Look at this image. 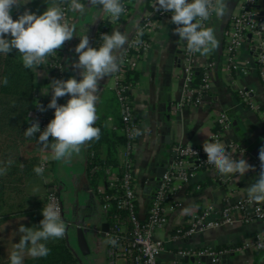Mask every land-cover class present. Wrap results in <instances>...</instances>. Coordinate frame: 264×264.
<instances>
[{"label": "crops", "instance_id": "crops-1", "mask_svg": "<svg viewBox=\"0 0 264 264\" xmlns=\"http://www.w3.org/2000/svg\"><path fill=\"white\" fill-rule=\"evenodd\" d=\"M61 1L49 0L47 5L45 0H28L27 3L14 6L12 16L17 18L25 9L40 14L47 6L60 4ZM127 1L129 14L110 26L107 32L110 34L119 29L128 33L130 39L132 32L141 24L150 9L148 0ZM240 1L224 0L226 15L221 17L213 13L202 25L213 29L219 47L206 54L195 53V70H198L196 74L202 75L208 71L211 83L201 105H179L184 86L181 47L185 40L174 31L177 25L171 22V14L159 19L149 30L150 48L138 60V78L133 87L132 98L139 130L134 151V173L138 196L137 209L141 217L148 214L156 195L157 179L162 168L171 160L174 145L205 143L216 128V118L221 113H226L229 121L224 141L232 142L237 147L233 156H242L253 166L239 178L233 174H220L213 165L195 171L193 180L175 195L182 205L169 213L167 225L156 231V237L163 241V249L158 257L160 264H264V247L256 249L251 244L256 235L264 230V221L244 222L243 212L240 210L233 212V222L230 224L200 231L194 235L186 233L190 220L204 206L213 204L219 210L247 195L249 186L256 182L260 172L255 164L261 160L254 152L259 154L264 146V80L259 73L256 53L252 47L253 40L247 41L238 52L236 65L230 62L224 45V31L231 16L240 11ZM67 2L69 5L70 0ZM82 2L87 3V0ZM70 13L75 35L61 46L66 51L63 57L64 79L70 76L80 79V69L72 64V61L78 58L74 49L79 42V36L87 34L89 45L95 47L97 31L109 15L97 17L95 6H90L84 15L71 10ZM126 45L115 50L119 68ZM12 52L21 57L17 50L13 49ZM34 69L39 86L38 93L49 97V82L52 79L50 68L43 63L34 66ZM117 73L118 71L99 80L96 109L97 117L108 114L109 130L120 134L121 108L114 93ZM47 92L49 93L45 94ZM244 92L246 94H243ZM69 98V94H65L58 103H66ZM48 110L53 118L54 109ZM52 139L54 138L50 136V144ZM87 143L88 141L80 146L79 152H73L70 157L61 160L52 158L49 146L45 157L50 162L51 173L63 202L65 234L70 246L82 260V264H106V249L110 238L107 233L101 234V227L107 221L101 200L87 174ZM38 151L40 152V148ZM122 152L123 147L120 149L121 162ZM26 188L29 193L46 198L48 187L44 174L29 177L26 180ZM165 204L167 205L168 201ZM78 209L85 211L97 228L96 234L90 235L89 238L92 248L89 256L82 254L76 231L70 229L66 232L73 213ZM39 214L42 212L27 210L0 217V261L9 258L15 243L23 235L19 231L21 225L34 229L39 227ZM247 243L249 246L245 247ZM202 247H213L223 252L216 262L207 256L191 254ZM184 252L189 254H183ZM25 256H28L27 252ZM117 264L129 262L120 258Z\"/></svg>", "mask_w": 264, "mask_h": 264}, {"label": "built area", "instance_id": "built-area-1", "mask_svg": "<svg viewBox=\"0 0 264 264\" xmlns=\"http://www.w3.org/2000/svg\"><path fill=\"white\" fill-rule=\"evenodd\" d=\"M217 0H214L216 2ZM257 0H241L240 11L231 16L229 23L224 31V45L229 60L233 65L237 64L236 57L244 44L253 40L252 47L255 50L259 73L264 80V14L261 13L264 7L260 5L255 7ZM126 11L121 14L118 20H112L110 16L103 22L102 27L97 31L94 45L99 46L102 43V34L107 32L110 26L118 22L122 17L127 16L130 12L128 1L122 2ZM66 13L65 18L71 23V13L67 0H62L59 4ZM150 10L144 15L141 24L132 32L130 39L123 52L120 68L116 74V95L121 108L122 132L125 135L126 142L123 145L122 164L124 169L121 173L113 171L111 167L106 169L108 188L119 187L121 195L107 193L104 186H99L97 194L101 200L104 212L107 211L111 200L118 202L119 207L128 209V222L130 227L125 223L116 220L110 224L107 232L110 243L107 246L106 264H117L120 258L128 260L129 264H160L159 254L163 249V241L156 237V231L165 227L168 223L169 213L174 212L182 202L175 198L177 191L184 189L194 178L197 169L208 168L212 166L209 163L210 157L206 152V146L210 143H223L232 153L237 147L232 142H225L224 136L229 126L228 115L221 113L216 118V128L210 134L208 140L201 145H190L178 143L172 150V158L165 166L161 182L157 186L156 195L149 207L148 214L141 217L137 209V191L135 180V157L134 151L138 143V117L134 109L132 94L133 87H129V93L123 92L119 87V80L125 77L124 65L128 68L137 69L139 58L148 51L151 42L149 37L144 33L154 27L159 19L170 15V12L157 8L155 0H150ZM154 14L158 16L153 17ZM205 20L202 21L201 26ZM140 41V43H137ZM196 53V52H195ZM195 53L190 52L187 43L184 41L181 47L183 66L184 86L182 97L179 105L199 106L202 104L206 91L210 89V75L205 71L199 82L195 83L197 77L195 70ZM46 63L51 70L52 75H58L64 78L65 63L63 57H53L49 54ZM243 94H246L244 92ZM62 97V96H61ZM61 97H58V102ZM51 99L49 97L37 94L36 105L46 106ZM35 105L31 114V122L38 121L41 129L46 127L52 119L53 109L47 108L41 111ZM39 135V133H37ZM50 140V137H49ZM50 145V141H49ZM40 166L43 167L44 178L48 187L44 205L52 203L58 206L61 218L64 221V207L61 196L55 184L54 177L51 173L50 162L45 157V152L49 147H44L40 142ZM256 167L261 171L262 163L257 161ZM168 201L166 205L165 202ZM43 205V207H44ZM240 210L243 212V221L251 222L256 220L264 221V201H253L249 195H244L232 203H228L222 209H217L215 205L208 204L190 220L189 227L186 230L188 235H194L200 231L216 228L233 222V212ZM114 241V242H113ZM256 249L264 247V230L256 235L251 243ZM248 247L249 244H245ZM223 250L213 247H202L196 249L191 254L198 256H207L212 261H218L219 255ZM183 254H189L184 252Z\"/></svg>", "mask_w": 264, "mask_h": 264}, {"label": "clouds", "instance_id": "clouds-1", "mask_svg": "<svg viewBox=\"0 0 264 264\" xmlns=\"http://www.w3.org/2000/svg\"><path fill=\"white\" fill-rule=\"evenodd\" d=\"M28 0H0V53L9 54L13 49L21 55L25 68H33L46 60L49 54L60 48L63 43L75 35V28L65 18L66 13L59 4L53 3L40 14L25 9L17 18H13L12 9ZM49 3V0H45ZM157 8L171 13V22L176 24L174 29L187 43L190 52L208 53L219 47V42L211 27H202V21L207 20L213 13L217 16L226 15L224 0H155ZM95 6L97 17L105 14L112 20H118L126 11L122 0H70L69 9L84 15L90 6ZM75 45L78 58L72 61L74 67L80 69V79L70 76L67 79L52 78L51 99L46 106L37 103L41 111L54 109V117L41 129L38 121L30 123L24 134L36 136L44 147L51 148L52 158L66 159L73 152H79L80 146L93 138L99 139L101 129L95 126L97 120L96 104L99 99L98 82L104 76H109L119 69L116 51L123 48L129 41V35L119 29L110 34H102L103 43L99 47L89 45L87 34L79 36ZM140 43V41H137ZM7 77L0 83L7 84ZM49 92L45 93L48 94ZM69 94L66 103H58V97ZM139 130H137V133ZM53 137L49 145V137ZM206 152L218 173L233 174L236 178L253 168L244 157H234L223 143H210ZM259 158L262 162L258 179L249 186L248 195L253 201H264V146L261 147ZM4 169H0L3 172ZM37 174H43L42 166H35ZM239 173V176L235 174ZM43 218L38 228L21 225L23 233L14 250L10 253V264H24L25 252L33 258L46 257L51 249L46 241L50 238L62 237L65 233V222L61 218L58 206L49 203L41 209ZM114 242V241H113Z\"/></svg>", "mask_w": 264, "mask_h": 264}, {"label": "trees", "instance_id": "trees-1", "mask_svg": "<svg viewBox=\"0 0 264 264\" xmlns=\"http://www.w3.org/2000/svg\"><path fill=\"white\" fill-rule=\"evenodd\" d=\"M259 5L260 0H257L255 7ZM148 8H151L150 0ZM144 36L148 37V32ZM65 54L54 51L52 56L61 58ZM124 68L125 77L119 80V87L129 93V87L137 81L138 70L127 65ZM5 76L7 84L0 83V169H4L0 172V217L27 210L40 212L45 203V198L29 193L26 188V180L38 175L34 167L40 166L38 135L29 137L24 134V129L30 126L39 90L36 72L34 67L25 68L22 58L14 52L0 53V79ZM54 77L59 78L55 74L52 75ZM200 77L201 74L197 75L195 83L199 82ZM114 93L119 103L116 90ZM107 116L99 115L95 121V126L101 129L99 139L93 138L87 143V174L95 192L99 186H104L107 193L121 195L119 187L108 188L106 169L111 167L118 173L123 171L120 149L126 138L123 132L119 134L109 130ZM128 216V209L119 207L118 202L112 199L105 212L106 221L113 224L119 220L130 227ZM38 218L40 221L42 214ZM46 244L51 249L46 257L33 258L28 255L24 257V264H81L65 233L62 237L50 238ZM0 264H10L9 258L1 260Z\"/></svg>", "mask_w": 264, "mask_h": 264}, {"label": "water", "instance_id": "water-1", "mask_svg": "<svg viewBox=\"0 0 264 264\" xmlns=\"http://www.w3.org/2000/svg\"><path fill=\"white\" fill-rule=\"evenodd\" d=\"M260 6L264 7V0H260ZM262 14H264V9H262L261 11ZM55 51L58 52H62V53H66V51L63 48H58ZM197 74H198V70H196ZM254 155L260 160L259 158V154H257L256 152H254ZM165 169V166L162 168L161 170V174L159 176V178L157 179V186L160 184L161 182V178H162V174L163 171ZM70 229L76 231L77 237H78V243H79V247L80 250L82 252V254H84L85 256H89L92 253V248L90 245V235H94L96 234V225L93 221L90 220V218L87 216V214L85 213V211L83 210H76L73 213V217L69 223V225L66 228V232H68ZM110 229V223L109 222H105L102 227V235H105ZM76 253V252H75ZM76 256L78 257V255L76 254ZM80 263L82 264V260L78 257Z\"/></svg>", "mask_w": 264, "mask_h": 264}]
</instances>
